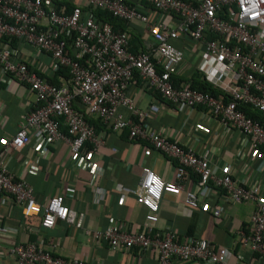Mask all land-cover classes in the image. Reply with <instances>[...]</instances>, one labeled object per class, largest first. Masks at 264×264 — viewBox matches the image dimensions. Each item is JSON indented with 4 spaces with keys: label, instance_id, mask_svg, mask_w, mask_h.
Returning a JSON list of instances; mask_svg holds the SVG:
<instances>
[{
    "label": "built area",
    "instance_id": "built-area-1",
    "mask_svg": "<svg viewBox=\"0 0 264 264\" xmlns=\"http://www.w3.org/2000/svg\"><path fill=\"white\" fill-rule=\"evenodd\" d=\"M150 7L177 17L174 25L152 22L147 13L127 0H88L87 8L61 10L52 0H0V72L14 75L35 95L33 106L24 115L7 147L21 150L30 143L39 158H49L58 142L69 146L78 169L93 175L95 201L104 199L106 190L98 185L103 167L93 161L104 140L87 117L100 118L108 129H128L131 139L146 140L151 148L176 163L175 179L164 180L150 167H143L136 200L148 213L144 228L131 231L125 222L113 221L105 230L87 234L107 240L116 247L156 248L160 264H175V259L197 260L202 264H244L233 260L225 246L217 248L205 238L181 236L174 229L154 231L160 203L165 193L181 196L183 203L211 208L220 215L223 207L209 205L207 198L221 193L230 203L252 201L255 209L249 230H239L240 243L264 264V187L243 179L225 164H216L210 150L197 151L178 137L153 129L148 124L149 109L139 108L128 92L136 74L173 106L205 108L208 116L220 121L225 131L238 130L248 140L251 152L264 155V124L241 108L250 105L264 112V0H140ZM104 9L124 21H141L155 41L146 50L134 51L128 30H116L109 22L96 18ZM18 39L35 53L50 57V63L34 68L21 59ZM70 39V45L67 40ZM191 39L204 45L196 70L221 91L213 95L189 82L177 84L174 75L185 60L184 49L174 41ZM67 69L69 78L57 85L52 75ZM128 109V116L119 112ZM196 176L202 193L185 190L182 182ZM122 188V187H120ZM11 196L22 204L26 216L41 215L40 226L53 228L58 220L74 224L76 213L65 203L64 195L44 202L36 199L32 186L10 171L0 160V197ZM15 264H94L85 257L64 258L41 241L14 244L10 248Z\"/></svg>",
    "mask_w": 264,
    "mask_h": 264
},
{
    "label": "crops",
    "instance_id": "crops-1",
    "mask_svg": "<svg viewBox=\"0 0 264 264\" xmlns=\"http://www.w3.org/2000/svg\"><path fill=\"white\" fill-rule=\"evenodd\" d=\"M136 4L148 14L152 22L174 25L177 21L171 13L158 11L140 0H127ZM61 10L76 6L87 8L88 0H52ZM116 30H128L134 51L146 50L155 41L147 25L141 21L115 19ZM174 44L184 49L185 60L175 74L189 79L202 58L204 45L191 39L184 42L176 39ZM13 46L20 47L21 59L34 68L49 64L50 57L38 55L32 47L15 39ZM44 72L47 77L52 71ZM184 81V80H183ZM156 90L141 78H135L128 87L135 104L149 109L148 124L170 136L178 137L185 145L193 146L199 152L207 149L213 153L216 164L225 163L236 174L247 179L260 189L264 187V155L253 154L248 140L238 130L225 131L217 119L210 118L208 111L201 107L189 109L173 106L162 100ZM35 95L29 86L14 75L0 72V160L19 178L26 180L33 188L40 202L55 195H64L67 206L76 213L74 224L58 220L53 228L40 226L41 215L26 216L22 204L11 196L0 197V264H15L10 248L14 244L41 241L47 236V244L54 253L64 258L85 257L94 264H160L156 248L116 247L107 240H98L87 234V230H105L113 221L125 222L131 231H141L146 221L147 209L137 202L134 190L139 186L143 167L148 166L164 180L175 179L176 163L157 151L143 139H131L128 129L113 131L106 125L96 127L98 137L104 143L98 147L93 161L103 167L98 185L106 190L104 199L95 201L93 175L89 169H78L70 155L68 144L58 142L52 147L49 158H39L34 143L21 150L11 149L6 143L16 134L24 115L33 106ZM119 112L128 116L130 112L120 107ZM185 190L202 193L196 176L183 182ZM122 187V188H120ZM210 206L223 207L220 215L211 208H193L183 203L181 196L165 193L161 199L155 230L160 232L174 229L181 236H194L212 241L217 248L228 247L233 260L244 264H261L258 256L240 243L239 230H249L250 217L255 203L246 201L230 203L219 193L207 198ZM175 264H202L197 260L175 259Z\"/></svg>",
    "mask_w": 264,
    "mask_h": 264
},
{
    "label": "trees",
    "instance_id": "trees-1",
    "mask_svg": "<svg viewBox=\"0 0 264 264\" xmlns=\"http://www.w3.org/2000/svg\"><path fill=\"white\" fill-rule=\"evenodd\" d=\"M59 8H62V7H59ZM72 9L67 8V10L65 9V12H71ZM95 15H96V18L99 19L100 21L109 22L111 24L114 23L115 19H119L104 9H96ZM67 42L70 45V39L67 40ZM61 77L69 78L70 77L69 71L67 69H61L60 71L55 72L52 76L47 77V78L52 83L60 85L61 84V80H60ZM135 78H140V77L136 74ZM174 80L178 85L181 84V82L184 80L186 82H189L195 88H198V89L203 90V91H209L213 95H216V96L221 95V91L218 90L217 88H215L209 82H207L204 79L202 73L197 71V70H195V72L191 75V77L189 79H182V78H179L178 76L174 75ZM155 92L161 98V95L158 93V91H155ZM241 108L244 110V112L248 116H250L256 120H259L264 124V112H260L256 109L252 108L250 105H245V104L242 105ZM87 119L95 127H98L99 125H101V126L104 125V123L102 122V120L100 118L96 119L93 117H87Z\"/></svg>",
    "mask_w": 264,
    "mask_h": 264
}]
</instances>
